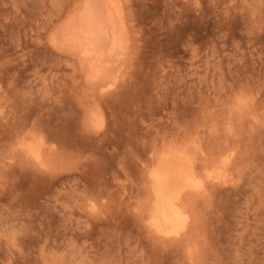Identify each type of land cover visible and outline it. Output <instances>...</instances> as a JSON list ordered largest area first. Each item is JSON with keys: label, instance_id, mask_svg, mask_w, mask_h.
Instances as JSON below:
<instances>
[{"label": "rangeland", "instance_id": "374dc122", "mask_svg": "<svg viewBox=\"0 0 264 264\" xmlns=\"http://www.w3.org/2000/svg\"><path fill=\"white\" fill-rule=\"evenodd\" d=\"M75 1L0 0V264H264V0H124L131 52L107 92L48 40ZM21 121L62 151L55 174L13 161ZM192 138L209 159L233 152L231 177L162 238L145 165Z\"/></svg>", "mask_w": 264, "mask_h": 264}, {"label": "bare ground", "instance_id": "6f19581e", "mask_svg": "<svg viewBox=\"0 0 264 264\" xmlns=\"http://www.w3.org/2000/svg\"><path fill=\"white\" fill-rule=\"evenodd\" d=\"M52 24L48 40L55 49L68 55V59L75 65L74 69L76 67L77 71L81 72L80 77L84 83L92 90L99 89L100 92L114 89L117 86L118 74L131 52L132 37L124 0H76L57 18V23H54L53 27ZM237 104L238 112L245 110L244 104ZM93 108L95 109L88 110V124L99 127L104 123L105 113L100 105ZM247 108L246 106V110ZM235 115L232 116L235 120L244 116V114L237 115L238 117ZM26 120L23 121L27 123ZM233 121L230 122L231 126H234ZM24 122L21 121L20 124ZM26 123L15 124L20 128L17 130L18 128L15 127V132L13 128L10 129L14 134L16 133L13 135L11 132L14 137L10 149L13 161L16 158L23 163L24 160L33 164L32 166L40 172L55 174L54 164L51 165L55 159L52 155H59L62 151L58 147L55 148L56 146H49L51 144L47 146L45 130L42 132L39 129L38 132L37 127L31 123L32 128L22 130L24 128L21 126H25ZM12 136L10 134V138ZM9 142L7 140L6 145ZM198 149L200 151V146L193 138L186 141L164 142L154 148L151 158L148 159L149 163L145 165L149 198L146 199L147 203L143 209L147 206L145 210L149 212L148 226L162 238H180L185 235L193 221L191 209L193 197L199 194L207 195L211 183L213 186V183L228 182V177H231L230 154L232 153L233 157V152L229 155L222 153L220 157L209 159L210 157L200 152L201 156ZM81 150L80 148L79 151ZM93 209H96L95 205Z\"/></svg>", "mask_w": 264, "mask_h": 264}]
</instances>
